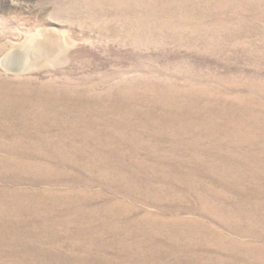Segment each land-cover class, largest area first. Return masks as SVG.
I'll list each match as a JSON object with an SVG mask.
<instances>
[{
	"label": "rangeland",
	"instance_id": "374dc122",
	"mask_svg": "<svg viewBox=\"0 0 264 264\" xmlns=\"http://www.w3.org/2000/svg\"><path fill=\"white\" fill-rule=\"evenodd\" d=\"M0 264H264V0H0Z\"/></svg>",
	"mask_w": 264,
	"mask_h": 264
},
{
	"label": "bare ground",
	"instance_id": "6f19581e",
	"mask_svg": "<svg viewBox=\"0 0 264 264\" xmlns=\"http://www.w3.org/2000/svg\"><path fill=\"white\" fill-rule=\"evenodd\" d=\"M43 35H44V33H43ZM44 36H45V35H44ZM47 37H48V35H47ZM36 38H37V37H36ZM36 38H35V39H36ZM35 39H34V40H35ZM42 39H43V38H42ZM44 39H45V38H44ZM44 39H43V40H44ZM36 40H37V39H36ZM33 42H34V41H32V43H33ZM35 42H36V41H35ZM45 42H46V40H45ZM47 42H48V41H47ZM37 44H38V43H37ZM40 44H41V42H40ZM42 45H43V44H42ZM40 46H41V45H40ZM49 46H50V45H49ZM42 52H44V50H43ZM10 54H11V53H10ZM37 54H38V53H37ZM36 58H37V57H36ZM33 60H34V59H33ZM31 62H32V61H31Z\"/></svg>",
	"mask_w": 264,
	"mask_h": 264
}]
</instances>
